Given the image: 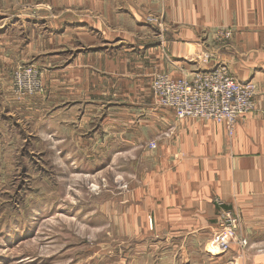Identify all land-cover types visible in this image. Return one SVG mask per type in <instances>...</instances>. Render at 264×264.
<instances>
[{"label":"crops","instance_id":"1","mask_svg":"<svg viewBox=\"0 0 264 264\" xmlns=\"http://www.w3.org/2000/svg\"><path fill=\"white\" fill-rule=\"evenodd\" d=\"M158 16L162 31L147 21ZM225 27L232 34L223 48L214 40ZM191 49L255 83V109L233 135L214 122L178 120L153 97L155 73L200 69ZM50 58L72 77L55 108L61 139L69 126L73 136L97 122L132 147L144 134L154 141L155 248L171 251L172 264H264V0H0V77ZM217 199L242 217L247 248L210 252Z\"/></svg>","mask_w":264,"mask_h":264},{"label":"rangeland","instance_id":"2","mask_svg":"<svg viewBox=\"0 0 264 264\" xmlns=\"http://www.w3.org/2000/svg\"><path fill=\"white\" fill-rule=\"evenodd\" d=\"M163 20L147 18L160 31ZM231 34L218 29L214 43L227 47ZM191 52L198 70L216 66ZM45 63L0 77V264H172L154 247V141L132 147L97 122L61 139L55 108L72 77L56 71L60 59Z\"/></svg>","mask_w":264,"mask_h":264},{"label":"built area","instance_id":"3","mask_svg":"<svg viewBox=\"0 0 264 264\" xmlns=\"http://www.w3.org/2000/svg\"><path fill=\"white\" fill-rule=\"evenodd\" d=\"M152 88L158 106L173 111L178 120L192 118L214 122L223 125L229 135H233L239 118L250 113L255 106V85L237 80L223 64L196 70L190 78L173 80L159 76ZM154 146L152 142L151 147ZM215 203L219 208V220L209 243L210 252L225 254L235 244L240 249L247 248L249 242L239 237L242 217L225 208L219 199ZM260 251H264V246Z\"/></svg>","mask_w":264,"mask_h":264}]
</instances>
